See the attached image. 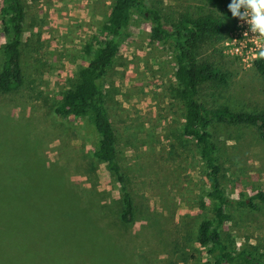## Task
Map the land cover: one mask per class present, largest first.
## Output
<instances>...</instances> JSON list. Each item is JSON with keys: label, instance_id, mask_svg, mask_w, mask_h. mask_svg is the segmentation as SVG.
Returning a JSON list of instances; mask_svg holds the SVG:
<instances>
[{"label": "rangeland", "instance_id": "1", "mask_svg": "<svg viewBox=\"0 0 264 264\" xmlns=\"http://www.w3.org/2000/svg\"><path fill=\"white\" fill-rule=\"evenodd\" d=\"M21 2L25 10L23 84L9 92L0 91V130L10 132L12 127L24 132V137L20 134L0 141L17 143V151L24 157L28 148L36 151L40 167L55 177V239L80 207L65 185L102 207L115 224L121 206L119 185L113 173L91 154L96 135L86 120H61L53 112L77 70L89 61L84 46L97 35L113 0ZM146 4L162 16L166 27L181 15L214 14L205 0H146ZM225 22L229 29L218 39H206L196 57L225 72L227 83L202 85L199 98L208 108L226 105L234 111L264 112V80L252 65L264 49V37L256 50L235 52L241 42L248 44L249 28L238 18L233 25ZM5 43L0 27V69ZM174 68L168 46L153 41L149 21L133 14L127 36L102 80L117 160L134 208L133 221L125 226L119 223L121 229L116 231L125 242L124 252L136 264H200L206 260L196 241L199 223L211 215L205 167L194 142L181 135L183 110L175 97ZM210 130L218 148L225 194L235 199L264 190V140L256 128L220 125ZM256 205L257 210L228 207L230 218L222 228V239L229 248L257 252L264 264V204ZM9 227L0 226V264H43L39 249H32L29 243L20 252L6 248L2 252L1 246L21 233V229L13 233ZM104 251L102 264H132L114 242ZM74 261L71 245L55 247V264Z\"/></svg>", "mask_w": 264, "mask_h": 264}, {"label": "trees", "instance_id": "2", "mask_svg": "<svg viewBox=\"0 0 264 264\" xmlns=\"http://www.w3.org/2000/svg\"><path fill=\"white\" fill-rule=\"evenodd\" d=\"M205 2L214 9V14L181 15L166 27L162 16L149 9L146 0H113L97 35L84 46L83 53L90 55L89 61L77 70L75 80L70 88L63 91L53 112L61 120L84 119L91 126L96 135L91 154L113 173L119 185L121 206L118 220L114 224L106 218L102 207L76 195L65 185L64 188L78 198L80 207L67 218L63 231L55 239V177L40 167L36 151L28 148L27 157H24L18 153L17 143L0 141V226L3 228L8 224L13 233L21 229L14 241L1 246L2 252L6 249L8 252H20L23 245L29 243L32 249H39L43 264H55V247L71 245L76 257L74 264H102L105 247L114 242L121 248L124 258L136 264L124 252L125 242L116 231L120 228L119 223L125 226L133 221L134 208L125 175L117 160L116 139L107 116L102 84L121 41L127 36L131 15L136 14L149 21L151 39L168 46L175 64V97L183 110L181 135L194 142L205 167L206 197L210 202L211 215L202 220L196 230V241L206 256L200 264H261V255L257 252L227 247L223 243L222 228L230 218L228 207L257 210V202L264 204V190L235 199L225 194L220 180L218 148L210 129L220 125L252 126L264 140V112L234 111L226 105L208 108L201 102L199 90L202 85H225L227 78L226 73L213 64L199 61L196 50L206 39H218L229 29L225 20L232 25L236 20L227 9L231 0ZM24 17L21 0H1L0 27L6 38L0 69L1 92L15 90L23 84L21 44ZM252 65L264 80V56H259ZM10 129V132L6 128L0 130V139L7 137L11 140L24 134L12 127ZM7 215L11 219L5 220Z\"/></svg>", "mask_w": 264, "mask_h": 264}, {"label": "clouds", "instance_id": "3", "mask_svg": "<svg viewBox=\"0 0 264 264\" xmlns=\"http://www.w3.org/2000/svg\"><path fill=\"white\" fill-rule=\"evenodd\" d=\"M227 9L233 18L246 23L251 33L264 37V0H231ZM259 55L264 56V49Z\"/></svg>", "mask_w": 264, "mask_h": 264}, {"label": "built area", "instance_id": "4", "mask_svg": "<svg viewBox=\"0 0 264 264\" xmlns=\"http://www.w3.org/2000/svg\"><path fill=\"white\" fill-rule=\"evenodd\" d=\"M248 34H249L248 44L241 42L240 45H238V46L235 47V49H234L235 52H239V49L240 48H242L244 50H245V48H248L249 51L252 50V49L253 50L254 49L256 50V48H258L257 47L258 46V43L257 42H258V40H260V36L258 34H256V33H251L250 30L248 31ZM234 41H236V40H234ZM259 56L260 55H258L255 59H257Z\"/></svg>", "mask_w": 264, "mask_h": 264}]
</instances>
